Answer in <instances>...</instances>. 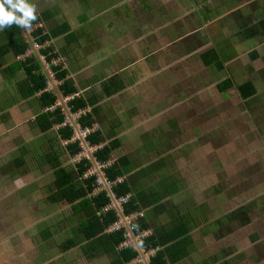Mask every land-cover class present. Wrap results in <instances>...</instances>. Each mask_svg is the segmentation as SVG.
Segmentation results:
<instances>
[{
    "label": "crops",
    "instance_id": "obj_1",
    "mask_svg": "<svg viewBox=\"0 0 264 264\" xmlns=\"http://www.w3.org/2000/svg\"><path fill=\"white\" fill-rule=\"evenodd\" d=\"M85 1L28 0L66 72L49 107L36 89L46 76L41 50L26 55L27 30H0V264H152L159 251L166 264L263 263L264 0H124L136 20L124 12L94 24L97 35L127 27L96 49L81 32ZM113 45L125 62L148 65L115 68L113 52L98 57ZM62 97L85 106L102 141L94 146H113L107 167L117 164L126 181L129 214H144L136 233L149 258L138 250L123 263L113 236L83 233V199H53L57 173L77 170L66 128L45 126L49 113L62 114L48 110ZM240 114L247 127L214 130Z\"/></svg>",
    "mask_w": 264,
    "mask_h": 264
},
{
    "label": "trees",
    "instance_id": "obj_2",
    "mask_svg": "<svg viewBox=\"0 0 264 264\" xmlns=\"http://www.w3.org/2000/svg\"><path fill=\"white\" fill-rule=\"evenodd\" d=\"M38 21V18L36 21H33V23H36ZM11 28H14L15 30H11L13 31L14 34H21L20 28L17 27L15 24H13L12 26H10ZM60 32V31H56L55 33ZM34 35H37L39 38L40 42H45L46 40L50 39L49 34H44L43 33V28L38 27L36 28V30L34 31ZM21 45V49L19 50V52H25V49L28 46V43H20ZM51 52H53L52 46H48L46 48L42 49V53L47 55V58L50 60H52L55 56V54H51L49 55ZM34 61L36 60L35 58H32ZM35 61V63L33 64V66L31 68H39V63ZM55 70L57 71V78L59 80H63L66 77V72L64 71H60V67H56ZM38 86L36 87V89H44L46 87L45 84V77L39 75L38 77ZM61 90L62 92L67 95L72 93V91L68 88L65 87V83L63 82L62 86H61ZM44 95L43 97L45 98V105L46 106H50L53 103L56 102V96L51 95L50 93L44 91ZM80 101L75 100L73 102H71V109L72 111H78L80 109H84V105L79 103ZM48 116L50 117V119L52 120H47L45 126L50 127L52 122L55 123H62L64 121V116L59 112L56 111V113L52 114L49 113ZM46 117V116H44ZM54 117V119H53ZM45 119V118H44ZM56 120V121H55ZM90 116L88 114L81 116L80 118V123L82 125V127H89V128H93V122L90 121ZM60 130V129H59ZM70 130V131H68ZM63 137L64 138H68V140H70L73 136V130L71 128H66V130H60L59 132H63ZM87 141L91 144V145H98L100 144L102 141L99 137V135L97 134V132H92L88 137H87ZM69 151L71 153L72 156H75L76 154H78L81 151L80 146L77 143H71L69 144ZM113 149V146L111 145L110 147H104L99 149L97 152H95V157L97 159L98 162L102 163V164H107V161L110 160V153L111 150ZM77 166V170L73 171L72 173H66L65 171H61L58 172V178L57 181L54 184V189L52 192V197L55 201H68V202H74L78 199H83V204L86 205V214H87V219L85 224L82 226V231L85 234V236L87 238H92L94 236H96L97 234L100 233H104L106 235V233L108 235L113 236V240L115 242V244H117L118 246L121 244V242L124 239V235H123V231H117V232H112L109 233L106 231V229H108V227L116 220V216L115 214L112 212L109 213H105L102 216H98L97 211L101 210V208H103L106 204L109 203V199L106 196V193H100L99 195L95 196L94 198H88L90 194H92V192L95 189V180H96V176L92 175L89 176L87 178H84V173L87 172L90 169V162L86 159H83L80 163L76 164ZM104 172L106 174V177H109V179L112 180H116L118 177H122L120 170L118 169L117 164H113L112 166L106 167L104 169ZM79 177L81 178V183L78 185V187L76 186H72L73 183L79 179ZM115 193L118 196H125L129 193V188L126 184V181L124 180V182L120 185H118L115 188ZM91 203H95L96 204V211L94 210L93 212L89 210V204L91 205ZM132 202H130L128 207L126 206L127 210L126 213L129 214L132 211H136L132 205ZM140 229H136V231L138 232ZM146 243V241L144 242ZM154 246L158 243H152ZM68 245H72V242ZM121 261L127 262L129 260H131L132 258L136 257L138 255V252L134 249H132L131 247L129 248H121ZM159 261V262H158ZM152 264H166V260L163 258V253L162 251L157 252L156 256H154L152 258Z\"/></svg>",
    "mask_w": 264,
    "mask_h": 264
},
{
    "label": "built area",
    "instance_id": "obj_3",
    "mask_svg": "<svg viewBox=\"0 0 264 264\" xmlns=\"http://www.w3.org/2000/svg\"><path fill=\"white\" fill-rule=\"evenodd\" d=\"M34 24L36 25H31V28L27 30L31 40L30 46L26 50V55L32 57L34 54H36L35 50H41L40 53L37 52V55L40 60H42L45 67V91L50 94L57 95V86L60 87L61 81L57 79L56 72L52 68L59 65L55 62V58L49 61L47 55L42 53V49L50 45L47 41L40 42L38 36L34 35V31L39 23ZM52 53L53 52H51L49 55ZM70 100L71 99L69 97H62L56 106H52L48 110L55 111L57 107L61 109L64 116V121L61 125H59L58 128H71L73 130V136L70 140L66 141V144L77 143L81 148V151L73 156L74 161L76 163H80L83 159H86L91 163L90 169L84 176L87 178L89 176L95 175V188L98 190V192L104 191L109 199V203L106 204L97 214L98 216H102L109 212H113L115 214L116 220L108 227V229H106V231L109 233L120 230L123 231L124 239L119 245L120 249L131 247L136 251L142 250L145 252V250L140 247L139 234L136 233V220L138 217H143L144 214L142 212L131 214L126 213V206L130 203V196H118L115 193V188L124 182V178L119 177L116 180L109 179L104 173V169L107 167V164H101L94 157L93 161L90 159L88 154L94 155V153L97 152L99 148L97 146L91 145L87 141V137L92 133V129L89 127H82L80 123V118L81 116L87 114L86 111L84 109L72 111L69 104ZM145 253L147 258H149L151 251H147ZM138 258H140V256H138Z\"/></svg>",
    "mask_w": 264,
    "mask_h": 264
},
{
    "label": "rangeland",
    "instance_id": "obj_4",
    "mask_svg": "<svg viewBox=\"0 0 264 264\" xmlns=\"http://www.w3.org/2000/svg\"><path fill=\"white\" fill-rule=\"evenodd\" d=\"M140 2L143 0H139ZM194 0L191 1V3ZM173 5V3H172ZM167 7H171V4L167 5ZM166 7V8H167ZM80 11L81 13H84V17L86 19V23L85 25L82 27V31L81 32H86V39H90L92 36H95L96 38L94 39L93 42L89 43L88 47H95L98 48L100 47L99 45H104L106 46V44L109 42V36H111L112 34H114L116 32V30H112L109 26L106 28V34H102V35H97L98 32L95 30L94 24H96L97 26H101V27H105V23L108 19L109 16H116V15H122L124 12H126L125 16H124V20H126L127 23L129 24H133L134 21L136 20L134 17V12L132 10V8L125 3L124 0H86L84 2L83 5L80 6ZM171 12V11H170ZM170 12H168L166 15L164 14H159V18L158 21L159 22H164L168 17ZM174 15V14H173ZM158 17V16H157ZM122 19H120L121 21ZM127 30L126 27V23L123 25H120L117 27V32L114 34V37L112 38V41H117V40H121V38L125 35V34H119V32L123 33L124 31ZM164 34V30H161V34L158 35V37H162ZM125 37V36H124ZM141 46H143L146 50L147 47L145 46L144 43L141 44ZM109 47V46H106ZM113 48H111V50L108 51H103L98 57H103L107 54L112 53L111 57L113 60H117V61H112L111 65L115 66V68H119V67H124V68H146V66L148 65L147 61L144 62H135V63H131L130 61L125 62V57H123V54L121 53V49H117L114 45L111 46ZM137 58H134L133 60H135ZM241 114L238 115L237 117H235L234 119H232L231 121H229V123L227 124V122H224V124L222 126H218L215 127L214 130H217L219 128H224L229 126L230 128L232 127H241V125H245L246 127L248 126L249 122H245L242 118H241ZM101 146H99L98 148H100ZM90 159L93 161V154H88ZM59 234H61L59 232ZM259 264H264V262L259 263Z\"/></svg>",
    "mask_w": 264,
    "mask_h": 264
},
{
    "label": "clouds",
    "instance_id": "obj_5",
    "mask_svg": "<svg viewBox=\"0 0 264 264\" xmlns=\"http://www.w3.org/2000/svg\"><path fill=\"white\" fill-rule=\"evenodd\" d=\"M36 20V7L28 0H0V30L13 24L28 30Z\"/></svg>",
    "mask_w": 264,
    "mask_h": 264
}]
</instances>
